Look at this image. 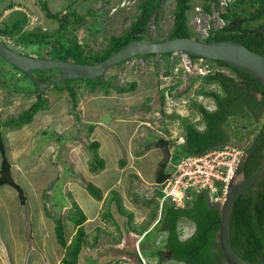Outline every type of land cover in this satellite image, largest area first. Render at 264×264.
<instances>
[{
	"label": "rangeland",
	"instance_id": "374dc122",
	"mask_svg": "<svg viewBox=\"0 0 264 264\" xmlns=\"http://www.w3.org/2000/svg\"><path fill=\"white\" fill-rule=\"evenodd\" d=\"M123 1L126 4L120 7ZM201 1L192 0L193 12L188 19L191 30L200 39L207 35L210 26L221 25L213 7L210 16L201 12L197 22L194 8L201 7ZM9 2L15 4L13 9H20L28 17L25 28L54 29L57 26L54 19L44 15L36 0H4L0 3V25L10 14L11 9L3 8ZM137 2L46 0L49 10L61 15L69 5L75 8L83 17L75 31L76 37L92 49L100 48L110 34H119L130 23L137 12ZM173 6L174 0L161 2L159 19L156 22L150 20L147 38L166 35L172 24ZM35 49L36 46H31L24 51L34 54ZM157 59L162 58L133 57L107 70L106 77L117 84L135 81V88L131 91L118 93L110 90L104 94L99 90H84L79 83L76 84L77 103L73 107L66 91L47 87L43 91L48 100L47 109L38 111L29 123L20 127L0 125L11 175L26 197L22 205L12 187L0 186V264H58L63 248L54 235V220L59 218L62 221L64 235L69 241L74 232L68 219L73 211V199L88 217L83 222L88 243L82 247L77 264H183L152 254L153 249L162 246L163 233L157 225L152 226L156 219L150 222L148 228L152 229L147 237L132 230V227L149 224V212L155 204L146 196L151 193L152 175L161 152L158 147L146 151L144 142L164 137L170 145H177L182 133L181 118L201 127L199 115L191 108V102H200L207 109L212 104L207 96L196 93L200 80L194 77L192 69L182 71L177 66L174 72L170 68L171 76H165L164 61H159V65ZM0 68L1 122L15 117L35 97L29 91L34 85L26 77L14 72L5 75L10 66L1 61ZM191 79H194L192 83ZM178 80L180 83L174 86ZM208 87L216 88L213 84ZM162 90L168 95L160 102L158 96ZM169 114L177 116L168 117ZM259 121L229 118V129L237 132V136L231 135V138L237 141V137H242V146L245 145L250 137L248 132ZM93 124L96 125L92 131L94 135L88 128H93ZM91 139L100 142L97 152L110 166L106 170L120 171L114 186L119 191L122 206L132 213L131 217L122 215L114 203L108 207L112 220L102 217L106 208H99V201L83 186L89 181L104 190L106 182L112 179V172L105 175L103 170H88V163L94 155L88 147ZM119 159L124 160L122 166ZM183 227L182 235L189 234L193 228L189 223Z\"/></svg>",
	"mask_w": 264,
	"mask_h": 264
},
{
	"label": "trees",
	"instance_id": "16d2710c",
	"mask_svg": "<svg viewBox=\"0 0 264 264\" xmlns=\"http://www.w3.org/2000/svg\"><path fill=\"white\" fill-rule=\"evenodd\" d=\"M44 15L47 18L54 19L57 26L54 29H41L24 26L29 19L20 9H13L15 4L6 3L4 9H11L7 18L0 25V39L14 50L24 51L27 47L36 46L33 52L38 57H46L57 60H69L83 64H93L103 60L126 42L142 38H147L148 26L151 19L158 21L160 16L161 2L163 0H138L136 3V14L130 23L119 33L110 34L104 44L98 49H92L85 43L79 42L75 31L79 28L83 17L78 14L74 7L68 6L61 15L57 12H51L47 7L46 0H36ZM4 0H0V3ZM201 8L206 13H211V8H218L217 0L201 1ZM193 12L192 0H174V6L171 11L172 24L166 35L161 38L151 40H161L171 37L188 36L200 39L198 35L191 30L188 19ZM218 16L222 19L219 27L210 26L203 41L217 40H235L258 53H264V0H230L227 6L218 11ZM5 39L11 41L7 42ZM172 52L159 54H147L141 58H150L158 56L164 61V74L170 73L171 64L169 57ZM191 58L196 56L188 54ZM139 58V56H137ZM162 59H157V63ZM211 70L203 75H195L200 80V85L195 89L196 93L211 98L214 107L205 108L200 102L192 101L191 108L199 115L198 127L196 123H189L185 118H181V135L183 143L170 145V141L164 137H158L144 142V149L158 147L161 156L156 162L153 182L160 183L166 176L165 167L169 159L176 162L181 156L189 154H199L205 150L220 146L227 142H233L242 145V137H237L238 142L231 138L236 135L234 129H229L227 121L229 118H248L252 122L259 121L248 132L249 141L244 147L245 158L239 163L238 169L242 171L243 176H249L260 163L264 154V88L251 75L236 69L228 63L221 60L206 59ZM0 61L10 66L5 71V75L14 72L20 76H25L19 68L6 62L0 57ZM123 62L116 64L118 66ZM160 65V63H159ZM0 70H2L0 68ZM33 75L39 81H46L53 72H42L32 70ZM4 75V76H5ZM11 78V77H10ZM27 78V77H26ZM28 79V78H27ZM14 79L10 80L13 81ZM34 89L29 90L35 99L29 105L19 112L15 117L7 118L0 122V125L11 128L20 127L29 123L33 116L40 110L48 108V100L43 95L45 89H40L28 79ZM16 81V80H15ZM14 81V82H15ZM194 79H191L192 83ZM81 83L84 90H99L108 94L110 90L118 93H125L135 88L136 82L130 81L126 84H117L106 75L96 78L83 77L78 79H65L54 83L49 88L55 91H66L75 107L77 103L78 92L76 84ZM180 81L173 83L178 85ZM215 85L216 88H209V85ZM14 87L13 85H11ZM159 101L163 102V90L159 93ZM168 117L177 116L169 114ZM77 117V114L75 115ZM89 132L92 126H89ZM172 142V141H171ZM172 146V147H171ZM88 147L94 152L92 159L88 163V170L95 172L104 167V159L97 153L99 142L90 140ZM8 185L12 187L17 195L20 204H24L26 197L22 187L13 179L10 170V162L6 156L5 145L0 135V186ZM86 191L96 200H102L101 207L106 210L101 213L102 217L112 220V215L108 209L111 203L117 206L122 215L132 216L121 204V199L116 190H110L105 197L99 187L92 182L83 184ZM158 194V191L155 190ZM153 200L151 211L149 212V224L144 223L140 227H132V230L147 237L152 227L148 228L150 222L157 216L158 204L154 196L148 201ZM73 211L68 215L74 232L69 241L64 235V226L59 218H56L54 224V235L57 243L63 248V254L58 264H77L78 255L88 241L86 232L83 228V222L86 219L85 213L72 200ZM219 203H211L206 191L202 190L193 193L183 207H177L170 201L162 203L160 214L153 224L157 225L162 231L161 247L152 250V254L160 259L166 258L174 261H180L183 264H224L223 257L218 248L216 234L218 231ZM191 224L192 231L187 235H182L184 224ZM152 225V226H153ZM230 242L235 252L246 260L257 264H264V173H262L253 184L241 193L235 200L230 216ZM114 264V263H111Z\"/></svg>",
	"mask_w": 264,
	"mask_h": 264
},
{
	"label": "water",
	"instance_id": "95a60500",
	"mask_svg": "<svg viewBox=\"0 0 264 264\" xmlns=\"http://www.w3.org/2000/svg\"><path fill=\"white\" fill-rule=\"evenodd\" d=\"M173 51L224 61L251 75L264 88V53L253 51L235 40L203 41L188 36L171 37L157 41L136 38L126 42L101 61L83 64L19 52L7 46L0 39V57L19 68L36 87L41 89L65 79L101 77L106 74L108 69L129 58ZM32 70L53 72L55 75L46 81H39L33 75ZM262 173H264V154L258 166L249 176H243L242 171L236 169L226 187L224 199L219 203V226L216 240L224 264H257L239 256L231 246L229 216L237 197L248 189Z\"/></svg>",
	"mask_w": 264,
	"mask_h": 264
},
{
	"label": "built area",
	"instance_id": "2783aa9c",
	"mask_svg": "<svg viewBox=\"0 0 264 264\" xmlns=\"http://www.w3.org/2000/svg\"><path fill=\"white\" fill-rule=\"evenodd\" d=\"M229 1L217 0L218 8L213 9L217 15L218 11H222ZM125 4L123 1L119 6L122 7ZM201 12H203L201 7L196 6L194 8L197 22L200 21ZM206 14L210 16V14ZM219 19L222 24V19L220 17ZM5 40L11 43L9 39ZM169 63L173 69L172 72L176 71L178 66L182 71L192 69L195 72L194 76L203 75L211 70L205 58L200 56L191 58L188 54L180 51L171 53ZM164 75L171 76L170 73ZM167 95L168 92H165L164 96L167 97ZM183 140L182 136L176 142L180 144L183 143ZM244 155L245 151L242 145L227 142L220 146L209 148L199 154L181 156L176 162H172L169 159L165 167V178L160 183H154L151 193L146 196L147 198L154 196L157 201V219L164 201H170L177 207H183L193 193H198L202 190L206 191L211 203H221L224 199L226 187L234 172L238 169V165L243 160ZM155 190L158 191V194L155 193Z\"/></svg>",
	"mask_w": 264,
	"mask_h": 264
},
{
	"label": "crops",
	"instance_id": "0c3cea01",
	"mask_svg": "<svg viewBox=\"0 0 264 264\" xmlns=\"http://www.w3.org/2000/svg\"><path fill=\"white\" fill-rule=\"evenodd\" d=\"M94 127H96V125H94L93 124V128H92V130L89 132V133H91L92 131H93V129H94ZM95 130V129H94ZM92 135H94L93 134V132H92ZM182 137V136H181ZM91 140H96V139H91ZM98 141V140H97ZM99 142V141H98ZM99 147H100V142H99ZM99 147H98V149L97 150H99ZM98 153V152H97ZM100 157H102L103 159H104V157L103 156H101L100 154H98ZM160 156H161V154H160ZM136 157V156H135ZM133 158V159H136V158ZM119 164L122 166L123 164H124V160L123 159H119ZM108 167H110L109 165H106V162H105V159H104V167L102 168V169H99V170H103V171H105V175H107L108 173L107 172H112V179H110L108 182H106L107 183V185L105 186V189L104 190H101V193H102V197H105L106 195H107V193L110 191V190H116L117 192H118V194H119V191H118V189L117 188H115V183H116V181H117V179H118V176H119V174H120V171H118V170H116V171H113V170H106V169H108ZM155 169V168H154ZM105 175L103 176V177H105ZM135 175L138 177V175H137V173H135ZM153 175H154V172H153ZM153 175H152V181H153ZM106 181V180H105ZM98 187V186H97ZM120 196V195H119ZM74 200V199H73ZM75 201V200H74ZM99 202H98V207L100 208L101 207V205H102V203H100V200H98ZM101 202H102V200H101ZM77 203V202H76ZM101 204V205H100ZM80 207V206H79ZM83 211V210H82ZM86 218H88L87 216H86ZM153 225V224H152Z\"/></svg>",
	"mask_w": 264,
	"mask_h": 264
},
{
	"label": "flooded vegetation",
	"instance_id": "af4514ba",
	"mask_svg": "<svg viewBox=\"0 0 264 264\" xmlns=\"http://www.w3.org/2000/svg\"><path fill=\"white\" fill-rule=\"evenodd\" d=\"M208 98H209V97H208ZM209 99H210V101H211V104H212V107H210V109H211V108H213V107H214V102H213V100H212L211 98H209ZM244 158H245V155H244ZM244 158H243V159H244Z\"/></svg>",
	"mask_w": 264,
	"mask_h": 264
},
{
	"label": "clouds",
	"instance_id": "9594fccd",
	"mask_svg": "<svg viewBox=\"0 0 264 264\" xmlns=\"http://www.w3.org/2000/svg\"><path fill=\"white\" fill-rule=\"evenodd\" d=\"M4 42V41H3Z\"/></svg>",
	"mask_w": 264,
	"mask_h": 264
}]
</instances>
